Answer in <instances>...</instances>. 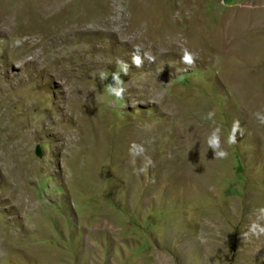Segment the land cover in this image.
<instances>
[{
	"label": "rangeland",
	"instance_id": "rangeland-1",
	"mask_svg": "<svg viewBox=\"0 0 264 264\" xmlns=\"http://www.w3.org/2000/svg\"><path fill=\"white\" fill-rule=\"evenodd\" d=\"M257 114L264 0H0V264H264Z\"/></svg>",
	"mask_w": 264,
	"mask_h": 264
},
{
	"label": "clouds",
	"instance_id": "clouds-1",
	"mask_svg": "<svg viewBox=\"0 0 264 264\" xmlns=\"http://www.w3.org/2000/svg\"><path fill=\"white\" fill-rule=\"evenodd\" d=\"M22 43L21 39H17L15 41V44L19 46ZM138 49L134 50L132 55V65L135 67H141L143 64V61L141 60L140 55L137 54ZM145 58L148 59L150 62L154 59V57L150 56L148 53L144 54ZM182 61L186 63L187 65L191 66L194 63V57L191 53H189L187 50H185L184 55L182 56ZM120 64L124 65L123 72L125 75H127L128 71V65L125 64L124 61H119ZM101 79H107L106 76L101 75ZM123 80L120 77V74L118 72L112 73V82L106 85V92L109 96L114 97L117 101L123 99V93L124 88L122 87ZM215 115L214 112H209L207 114V119L211 120L213 116ZM258 119H260L261 123H264V117H261L259 114ZM237 133L243 134L242 129L240 128L239 122L236 121L233 123L232 129L229 133L227 143L229 145L235 144L237 142ZM206 143L208 147L212 150L213 156L215 158H221L226 159L228 156V153L221 147V140H220V129L214 128L211 134L207 137ZM133 149L138 148V151H132L130 149L131 154L133 155H141L144 152V149L140 146L133 145ZM154 166L153 161L150 157L145 156L144 162L141 168L137 170L139 174L147 173L148 169L150 167ZM264 211V210H262ZM258 229V232L256 231ZM251 231H253L255 234L264 233V228L259 227L257 224L253 223L251 225Z\"/></svg>",
	"mask_w": 264,
	"mask_h": 264
}]
</instances>
